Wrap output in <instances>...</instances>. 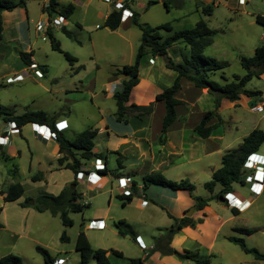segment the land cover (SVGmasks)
Returning <instances> with one entry per match:
<instances>
[{
  "label": "rangeland",
  "instance_id": "rangeland-1",
  "mask_svg": "<svg viewBox=\"0 0 264 264\" xmlns=\"http://www.w3.org/2000/svg\"><path fill=\"white\" fill-rule=\"evenodd\" d=\"M44 1L46 0H24V5L18 4L12 11L3 12L0 39V107L12 114L43 110L54 117L55 125L65 137L73 139L78 132L86 128L104 127V123L111 125L115 103L112 91L108 89L110 73L118 66L133 62L140 31L130 24V19L121 23L115 30L103 27L105 15L113 8L112 2L103 0H57L58 6L72 3V14L65 23L51 24L36 30L38 21L47 22L57 16L42 10ZM119 1L128 2L131 10L137 13L139 22L149 26L168 22L172 31L190 29L202 18L207 26L214 30L212 42L203 48V55L228 63L221 69L206 72L209 79L220 85L235 75L245 74L246 70L240 64V56H251L255 47L264 44V25L254 19L256 14L264 16V0H169L168 7L162 0H153L156 2L149 6L147 2L150 0ZM205 4L212 7L210 15L201 11ZM63 27L72 37L63 32ZM50 33L59 43L61 50L76 58L72 65L62 52L51 48ZM160 33L164 36L169 32L161 29ZM18 51H32L31 57L42 73L41 77H37L30 66H24ZM189 53V46L184 42H178L168 50V56L174 62L183 61L184 56L189 57ZM154 59L155 67L165 62L161 56ZM145 64L147 58L140 61L142 75L145 70L142 67ZM78 65H81V68H77ZM263 73L264 71L261 74ZM15 74H20L22 79L8 81L13 79ZM158 74L157 80L165 79ZM261 74L258 77L252 76L244 88L264 91V75ZM251 98L252 96L240 94L236 103L241 107L237 112L261 121L260 125L264 131V114L249 112V103L246 107L243 106ZM229 102L226 98L223 100L221 110L224 117L233 115V109L226 107ZM198 105L207 107L209 102L203 97ZM228 125L233 127L232 122ZM3 133L5 135L1 136ZM3 137H7L5 143ZM107 140L105 134H96L93 147L94 151L107 157L106 174H101L100 181L95 185L88 184L85 179L75 178V189L81 193L78 201L85 205L80 211L68 213L72 225L64 227L59 215H53L48 210L38 212L32 206L20 205L26 196L34 197L42 192L55 195L73 182L72 171L57 164L56 160L61 154L57 151L56 142L43 139L33 130L31 124L22 126L20 130L13 128L9 131L8 123H4L0 117V257L13 253L21 257L23 264H44L42 256L35 250V246L40 245L54 258V264H79L80 256L74 244L77 233L82 229L93 249L112 248L122 252L121 257L109 256L111 264H127L128 258L135 257L145 258L143 264H155L156 261L160 264H197L191 260L179 259L178 253L184 250L198 257H207L209 264H264V260L255 259L251 253L244 252L239 245L227 239L229 235L240 236L246 246L264 253V229L261 231L257 228L264 227V191L253 205L257 209L252 207L246 213L235 216L229 224L224 223L214 239L213 232L219 218H223L222 214L225 216L232 211H226L223 203H215L212 200L210 209L213 208L214 211L208 210L205 214L211 218L207 219L204 215L199 218L200 221L194 219L193 226H184L172 235L170 247L177 253H159L156 261L148 258L154 253L147 255L155 240L168 234L169 227L175 225L176 217L157 206H151L150 203L147 208L140 209L136 205L137 198L121 206V201L116 196L119 192L116 186L117 176L125 174L126 170L117 167L115 155ZM260 148L264 149V142L259 150ZM1 152L9 158H5ZM92 164V161L86 163L89 168H92ZM14 167L15 173L12 170ZM162 175L168 179H177L174 178L176 176L168 177L169 173ZM33 176L37 180L33 181ZM181 177L185 178L182 175ZM129 178L128 184L132 189ZM134 179L139 184L142 182L139 176H134ZM189 181L195 186L191 193L186 191L192 198L209 196L201 179L198 180L201 183ZM13 182L22 185L23 194L15 201L6 202L3 200L4 192ZM217 186L219 185L216 184L215 189ZM233 186L236 193L241 191L238 195L243 197L245 194L242 191H248V186L251 189V183H233ZM193 206L187 209L186 212L190 213L185 215V212V216L193 215ZM251 210L253 213H250ZM95 218L104 220L103 228L87 227L89 220ZM119 220L129 224L130 228L125 224L122 226V229L129 230L126 235L117 233L114 223ZM241 227L254 228L255 231L251 234L242 233L237 230ZM63 230L67 236L65 242L60 241ZM136 233L141 234L145 249L135 242ZM88 264H95L94 259L90 258Z\"/></svg>",
  "mask_w": 264,
  "mask_h": 264
},
{
  "label": "trees",
  "instance_id": "trees-1",
  "mask_svg": "<svg viewBox=\"0 0 264 264\" xmlns=\"http://www.w3.org/2000/svg\"><path fill=\"white\" fill-rule=\"evenodd\" d=\"M155 2L156 1L150 0L147 2V6ZM162 2L166 7H168L169 0H162ZM18 4L24 5V0H0V39L3 29L1 13L3 11L13 10ZM122 7L129 8L127 1L122 2ZM42 10L47 11L49 14L54 13L56 15H61L67 19L72 14L74 5L72 3H67L58 6L57 0H48ZM201 11L205 15H210L212 7L205 4L201 7ZM131 12L132 14L129 17L130 24L135 26L140 31V40L136 48L133 62L116 67L112 71L113 76L124 77L112 94L115 103L114 118L116 121H125V116L129 112L134 113L135 117H141L143 114L151 113L154 101H159L162 102L164 106L161 128L162 131H165L176 116L175 107L181 103V101L175 97V93L180 87V78L182 77L188 79L194 84V86L199 88L212 87L220 89L222 94L216 95V97H224L229 101H236L240 94H244L248 97L261 94L260 90L245 89L244 86L252 76L255 75L258 77L264 71V44L255 47L251 56H240V64L246 70L245 74L242 76L235 75L231 80L220 85L216 81L209 79L206 72L213 69H221L228 65V63L223 60H217L203 55V48L210 45L212 42V34L214 33V30L209 28L202 18L199 19L195 23L194 27L190 29L172 31L168 22L157 26L145 25L138 21L137 13L135 11ZM254 19L257 23L264 25V16L256 14ZM120 24L121 9L113 7L104 18L102 26L107 27L110 30H115L120 26ZM161 29L169 33L163 36L160 33ZM62 30L68 37H72V35L64 27ZM49 38L51 48L62 52L65 59L70 65H72L76 61V58L70 53L61 50L59 43L52 37L51 33ZM178 42H184L188 45L190 53L189 57L184 56L183 61L174 62L168 56L167 49ZM18 55L24 65L29 66L33 63L31 60L32 51H18ZM145 55L163 57L165 60V66L175 70L176 76L172 84L158 92L154 97V101L149 102L147 105L128 103L130 92L138 82L139 63ZM77 68H81V65H78ZM256 68H258V70H255ZM218 106L219 101L216 99L214 109L216 110ZM215 110H208L204 112L199 122L195 125L194 130L200 137H207L210 135L214 124H208V122L212 117L218 116ZM0 117L4 123L14 122L19 130L26 124H37L46 125L55 133L54 141L57 144L58 153L61 154V156L56 160L57 164L63 165L64 168L71 170L74 174V180L68 187H64L55 195L42 192L34 197L26 196L20 205L22 207L32 206L38 212L48 210L53 215H59L61 223L64 227L71 226L72 220L68 216V213L80 211L85 205L78 201L81 193L77 192L75 189L76 174L80 171H84V165H86L88 161H93L95 158H100L104 162V166L101 170H99V173L103 175L106 174L107 171L105 156L101 152L93 150L94 137L96 136L97 129L93 127L86 128L78 132L73 139H68L55 125L54 117L49 116L43 110H27L20 114H12L11 112L6 111L4 107H0ZM3 135H5V133L1 136ZM263 141L264 131L259 128H254L242 139L237 147L229 149L223 153L220 166L212 172L211 178L203 184L204 188L208 191L209 196L205 198L193 196L196 209H202L207 205V202L210 199L214 198H219L220 200L226 202L225 196L227 193L232 192L233 183H245V168L243 165L247 156L255 153ZM1 153L4 154L5 158H9L4 152ZM115 153L118 154L117 161L119 163L120 154L118 152ZM12 170L15 173L16 167ZM32 179L33 181L37 180L35 176H33ZM142 182V191L150 184L160 185L173 190L183 189L189 193H191L195 187L194 184L186 178L172 180L166 178L160 172L145 174L142 178ZM216 184L219 185V190L214 192ZM71 185H74V187L71 188ZM132 190H136L135 185L132 186ZM22 194V185L19 182H13L8 185L7 190L4 192L3 200L6 202L15 201L22 196ZM131 195L118 196L121 199L122 206L130 201ZM122 199H124V201H122ZM231 211L234 214L237 213V209L234 207H232ZM198 221H200V219H198ZM174 222L175 225H171L169 227L168 234L161 239L158 238L155 240L152 248H150V252L147 253V255L151 252H159L160 254L177 253L170 247L172 235L177 229L184 226H193L194 220L190 217L182 216L181 218H174ZM124 224L126 227H129V224L123 220H119L114 223L119 235H126V233L129 232L127 228L122 229ZM237 230L246 234H251L255 231L254 228L247 227L237 228ZM227 239L239 245L244 252L251 253L255 259L264 260V253L254 247L246 246L242 237L229 235ZM60 241H67L65 230H63L60 235ZM74 247L80 256L79 264H88L90 258L94 259L95 264H111L107 252H109L110 255L119 257L122 256L121 251L112 248L93 249L82 229H80L77 233ZM35 250L42 256L44 264H54V258L50 255L46 248L36 245ZM178 254L179 259L181 260H191L197 264H209L207 257H198L187 250ZM144 259L145 258L141 259L139 257L128 258L127 264H143ZM0 264H23V262L20 256L8 253L0 257Z\"/></svg>",
  "mask_w": 264,
  "mask_h": 264
},
{
  "label": "crops",
  "instance_id": "crops-1",
  "mask_svg": "<svg viewBox=\"0 0 264 264\" xmlns=\"http://www.w3.org/2000/svg\"><path fill=\"white\" fill-rule=\"evenodd\" d=\"M46 3L47 0L42 4L46 5ZM128 9L131 10L130 7ZM3 12L1 13V16H3ZM128 19L129 18L121 20V23H125ZM65 22L66 19L63 23ZM169 48L167 49V53ZM155 57H152L150 55H145L142 57L141 60H143V58H147V64L142 67L145 69L144 74H141V67L139 63L138 82L130 92L128 103L147 105L149 102L154 101V97L158 92L172 84L176 76V71L167 68L165 66V63H161L160 66L155 67ZM31 60L33 62V57H31ZM157 72H159V74ZM157 74L158 76H164L165 79L157 80ZM261 75H264V73ZM110 77L111 79L109 81L108 88L110 83L120 82V80L124 78L123 76H119L120 78L118 76H113L112 71L110 73ZM216 95L220 94H214L210 92L207 87H196L191 81L182 77L180 78V87L175 93V97L180 100L181 103L175 107L176 116L165 131H162L161 128L164 106L163 103L159 101H154L151 113L143 114L141 117H135L134 113L129 112L125 116V121H116V119L114 118L111 125L104 123V127L96 128V134L101 133L105 134L108 137L107 144L111 148V150H113L112 153L113 155H115L114 159L116 160V163L118 165L117 167L121 170H126L125 174H119L117 177H131L129 178V180H131L130 182H132V185H135L136 187L135 191L131 189V199L126 204L133 202V199L137 198L138 202L136 205L138 208L145 209L150 203L151 206H157L161 208L165 213H172L176 218L185 216L184 214L187 209L190 206L194 205L192 214L194 215L195 212H199L195 216H189L192 220L203 217L208 210H211V212H213L214 209H210L212 200H214L215 203H223L222 206L226 211H228L229 209L232 210V206H229L226 202L220 200L219 198L210 199L207 202V205L202 209H196L195 201L192 198V195L186 193V190H173L160 185L150 184L142 191L143 182L139 184L134 179V176H139L142 179L143 176L147 173L160 172L161 174L169 173L170 175L168 177L176 176L174 178L177 179L172 180L182 179L183 177H181V175L185 176L186 179L188 178L194 183L201 179L203 185L204 180L211 177L212 172L220 166L221 157L225 151L237 147L242 139L252 129L259 128L263 130V127L260 125L261 121L259 122V120H256V118L250 119L249 117L242 116L240 112H237L241 106L239 103H236V101H230L226 106L227 108H232L235 113L233 112V115L224 117L221 109L223 100L225 98H219L216 97ZM203 97L209 102V105L207 107H201L198 105ZM216 99H218L219 101V106L215 110L214 107ZM248 103L250 107L248 106L247 110L249 112H256L252 111L251 107L256 104H263L264 106V91H261L260 95L252 96V98L249 99V102L247 101L243 106L246 107ZM208 110H215L218 116L212 117L208 122V124H214L210 135L207 137H200L194 130V127L201 119L202 114ZM256 113L264 114V112ZM229 122H232L233 127H230L228 125ZM115 152H118L120 154L119 163L117 161L118 154H116ZM256 153L264 158L263 148H260V150L258 148ZM105 160L107 166L106 156ZM83 168L91 169L87 167V165H84ZM131 171L132 173H130ZM250 172L251 171L249 169H245L244 175L249 176ZM197 183L201 182L198 181ZM246 183L248 184L249 182H245V184ZM217 187V189H215L214 187V192H217L219 190V186ZM232 188V193L234 194L236 199L238 198L239 200L246 201L245 203H242L240 205L236 203L238 205V207H234L237 209L236 214H234L233 212H230L231 214L228 213L225 216L224 214H222L223 218H219L218 224L214 229L212 237L213 239L216 238L217 232H219L221 226L224 223L229 224L235 216L246 213L248 209L253 207V205L259 199V195H261L264 191V171L262 176V183H257L256 194H252V191L254 190L252 188L249 189V186L248 191H242V193L245 194V197L238 195V193H241V191L237 190L238 192L236 193L233 185ZM139 192L140 194L142 192L144 195V199L147 200V204L144 207L139 206L141 196L138 194ZM116 196L121 201V199L118 197L121 196L120 191ZM122 201H124V199H122ZM254 208H256V206H254L253 209ZM250 213H253V210H251ZM209 218H211V216H207V219ZM185 227L188 228L189 226ZM257 228H260L261 231H263L264 229L263 226H259ZM136 235H139L144 242L141 234L136 233L135 236ZM107 255L109 258L110 253L107 252ZM158 257L159 252H154L150 254L148 258L155 259L156 261ZM155 264L160 263L156 261Z\"/></svg>",
  "mask_w": 264,
  "mask_h": 264
},
{
  "label": "built area",
  "instance_id": "built-area-1",
  "mask_svg": "<svg viewBox=\"0 0 264 264\" xmlns=\"http://www.w3.org/2000/svg\"><path fill=\"white\" fill-rule=\"evenodd\" d=\"M104 2H112L113 3V7L116 9H121V20L125 19V18H129L132 14L131 10L128 8H123L122 7V2L120 1H112V0H103ZM65 18L61 15H57L55 17H53L51 20L46 21H38L36 24V29L37 30H41L44 26H50L51 24H57L60 25L64 22ZM30 68H33V72L37 77H41L42 73L37 69L36 64L32 63L31 65H29ZM22 79V76L20 74H15L13 79H8V81H14V80H20ZM117 84L116 82H112L109 85V88L112 92L111 94H113V92L117 89ZM252 111H256V112H264V106L263 104H256L253 105L251 107ZM8 123V130L12 131L13 128L17 129L16 125L14 124V122H7ZM33 130L37 131L41 137L45 140H54L55 139V133L49 129V127H47L46 125H37V124H31ZM44 131H43V130ZM60 130V129H59ZM4 143L7 140V137H3L2 138ZM57 145V144H56ZM258 155V156H257ZM92 164V168L91 169H84V171H80L76 174L75 178L77 179H85V181L90 184V185H95L98 181H100L101 179V174L99 173V170H101L104 166V162L102 159L100 158H95ZM264 158L261 157V155H259L258 153H252L250 155L247 156L246 161L243 165V167L245 169H249L251 172L249 174V176H245V182H249L251 183V188L254 190L252 191V194H256V187H257V183H262V176H263V169H264ZM86 170V171H85ZM117 188L120 191V195H131L132 194V190L130 189V184H128V179L124 178V177H118L117 178ZM140 196V202H139V206L140 207H144L147 204V200L144 199L143 195L140 194V192L138 193ZM226 202L232 206V207H238V205L236 203H238L239 205L242 203H245V200H239L238 198L236 199V197L234 196V194L231 193H227L226 196ZM88 228L91 229H100L104 227V221L100 218H95V219H91L89 220L88 224H87ZM135 242L137 243V245L142 248L145 249V243L142 241L141 237L139 235H137L135 237ZM55 261H57L55 259ZM57 263H59L57 261Z\"/></svg>",
  "mask_w": 264,
  "mask_h": 264
},
{
  "label": "water",
  "instance_id": "water-1",
  "mask_svg": "<svg viewBox=\"0 0 264 264\" xmlns=\"http://www.w3.org/2000/svg\"><path fill=\"white\" fill-rule=\"evenodd\" d=\"M256 70H258V68H256ZM208 90L214 94H222V91L220 89H216V88H212V87H208ZM71 188H73V185H71ZM193 210V208H192ZM188 213L190 212H186L185 215H188Z\"/></svg>",
  "mask_w": 264,
  "mask_h": 264
},
{
  "label": "clouds",
  "instance_id": "clouds-1",
  "mask_svg": "<svg viewBox=\"0 0 264 264\" xmlns=\"http://www.w3.org/2000/svg\"><path fill=\"white\" fill-rule=\"evenodd\" d=\"M256 153V152H255Z\"/></svg>",
  "mask_w": 264,
  "mask_h": 264
}]
</instances>
